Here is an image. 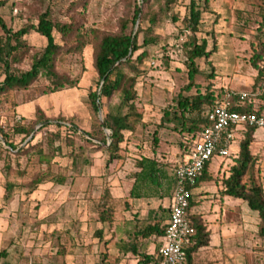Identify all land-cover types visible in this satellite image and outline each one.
I'll return each instance as SVG.
<instances>
[{
  "label": "rangeland",
  "instance_id": "374dc122",
  "mask_svg": "<svg viewBox=\"0 0 264 264\" xmlns=\"http://www.w3.org/2000/svg\"><path fill=\"white\" fill-rule=\"evenodd\" d=\"M190 1L205 7L201 33L196 38L205 40L206 51L212 53L206 61H195L201 74L186 90L189 80L182 44L189 33H181L179 25L174 24L171 18L186 16ZM134 4H139L144 19L137 37L138 45L142 44L144 37L154 40L153 44L142 47L134 55L135 58L142 52L146 53L141 64L145 75L137 79L134 87L136 111L142 115V121L133 133H122L118 159L108 166L107 155L101 150H93L83 135L96 138L95 143L105 138L108 142V132L101 133L100 130L101 117L92 113L87 100L88 92L97 88V75L92 65L95 41L88 30L95 31L97 35L116 34L119 22L129 16ZM165 7V0H147L143 4L140 0H0V21L6 31L14 33L24 26L35 27L38 17L47 13L51 22L71 25L81 34L86 33L82 39L89 41L75 48L78 42L73 34L65 42L52 32L55 43L62 46V53L55 60V71L73 81L72 88L49 93L48 83L39 78L27 90L0 95V134L17 148L15 152L29 140L21 141L22 137L13 135L12 126L15 124L33 126L31 144H41L45 153L50 152L46 147L47 132H58L61 138L72 137L75 146L84 148L81 159L73 163L68 156L71 149L61 145V153L45 166L38 164L31 155L14 156L0 140L2 193V168L7 163L13 173L17 170L24 172L18 180L20 186L29 183L38 173L48 172L53 178L64 179L62 185L44 182L30 194L28 189L17 188L11 205H0V251H5V255L0 256V264H136L139 256L128 254L125 257L127 254L113 243L120 236L118 231L115 235L116 229L112 224L125 220L129 215L135 216L132 211H144L154 206L153 201L159 200L157 195L155 200L135 202L129 197L133 177L139 171L136 162L140 160L157 163L158 170L141 174V179L146 177L148 189L164 196L161 199L164 206L171 199L173 171L183 158V146L190 148L195 141H190L188 134L180 132V110L176 101L180 97L205 94L208 90L212 95L221 96L226 92L251 91L256 76L251 60L258 50V42L264 43V0H172ZM160 8L165 16L159 15L157 20L150 21ZM131 29L129 26L128 31ZM0 35H3L1 26ZM23 39L27 54L16 69L27 71L31 58L38 56L45 47V40L33 31ZM117 102V99L108 102L101 98L103 111L106 104ZM208 110L204 106L199 112L186 113L185 118L189 121L204 120ZM165 113L167 118L161 121ZM44 121L50 125L40 129ZM70 125L78 130L76 135L66 129ZM253 138L249 148L254 160L251 176L264 191V129H256ZM239 141L240 138H235L230 143V156L237 154ZM59 144L62 142H54L53 147ZM232 157L222 159L214 156L210 160L208 172L215 176V183H219L222 177L217 169L220 165L224 170L229 168ZM83 158L87 159V165L82 163ZM151 178L157 182L150 181ZM218 188L202 182L193 190V200L197 203L193 209L195 214L205 216L207 212L210 219L217 218L218 206L214 204L211 211L210 203L213 204L214 197H218ZM230 202L236 206L240 204V221L234 225L235 229L239 226L241 236L239 263L264 264V240L257 236L256 215L242 201L231 199ZM104 210L109 215L100 222ZM147 210L142 213L146 215ZM110 217L111 222L108 223ZM208 227L213 232L219 228L217 223L208 224ZM209 255L212 262L217 253L210 249ZM208 262L216 264L210 263L209 259ZM224 263L233 264L232 261Z\"/></svg>",
  "mask_w": 264,
  "mask_h": 264
},
{
  "label": "trees",
  "instance_id": "16d2710c",
  "mask_svg": "<svg viewBox=\"0 0 264 264\" xmlns=\"http://www.w3.org/2000/svg\"><path fill=\"white\" fill-rule=\"evenodd\" d=\"M140 1L142 4L147 2V0ZM171 2L172 0H165V8ZM162 10L160 8L156 15L151 16L150 21L157 20L159 15L165 16ZM204 10L205 7H200L194 1H190L186 16L181 19L174 16L171 18L174 24L179 25L181 33H189V36H185L186 40L182 44V50L186 59L184 65L187 69V77L189 80V84L185 88L186 90L193 86L194 78L201 74L195 65V61H206L212 53V51H206L207 43L205 40H198L196 38V35L201 33V20ZM143 20L141 7L139 4H134L129 16L119 22L118 32L116 34L97 35L95 31L88 30V34L92 35L94 38L93 41H95L92 65L97 75V88L95 91L90 90L88 92L87 100L89 101L92 113L95 116L99 115L101 117L100 130L101 133L102 131L108 132V142H105V138L103 141L99 142L100 140H98L95 143L96 138H92L85 133L83 135L85 136V142L91 144L93 150H101L107 155L106 164L108 166L118 159L117 152L119 151V145L123 141L122 133H133L136 126L142 121V115L136 111V93L134 87L137 79L145 75V70L141 69V64L146 57V53L142 52L135 58L134 55L142 47H147L154 43L153 39L144 37L142 44L138 45L137 37L142 31L141 22ZM0 26L3 30V35H0V95L27 90L39 78H42L48 83L47 91L49 93H55L65 87L72 88L74 86L73 81L60 76L55 71V60L62 53V46L55 43L52 32L60 35L62 41L65 42L73 34L78 42L74 46L75 48L79 47V45L84 46L89 43L88 40L82 39L83 35L87 36L86 33L81 34L79 29H73L71 25L51 22L47 13L38 17L35 27L24 26L14 33L6 31L1 21ZM129 26L132 28L130 31H128ZM134 28L136 30L133 32ZM30 31H33L45 40V47L38 56L31 58L29 70L20 71L16 67L21 64L27 54L23 38ZM257 46L258 50L251 60V64L256 70L255 84L251 91L248 92L250 94L248 97L241 100L238 97V93L235 92H226L222 96L220 94L212 95L208 90L205 94L198 93L194 96L180 97L176 101V106L180 110V132L188 134L190 141L197 139L196 135H199L204 127L207 126V121H189L185 118V114L199 112L204 106L211 109L217 104L226 102L230 112L254 114L257 116L263 115L264 92L257 94V90L264 79V68H261L264 63V43L259 41ZM228 94L232 95L226 97ZM101 98H105L108 102L117 99L118 102L117 104H106L105 111H103ZM258 102L261 105L256 106ZM164 117L161 121L167 118V113L164 114ZM41 123H44V125L40 129H44L50 125L48 121ZM66 129L73 135H76L78 132L73 125L67 126ZM256 129L248 126L232 129L234 135L233 140L240 138L238 152L235 156L232 157L229 155L228 157H232V165L225 170L223 169V165H220L218 172L221 171L222 173V177L219 180L222 195L242 201L256 215L258 219L257 236L264 240V191L262 186L255 183L251 176L254 160L249 151L250 145L254 141L253 135ZM12 132L13 135L22 137L21 141H24L32 135L33 126L15 124L12 126ZM45 137H47L46 147L50 149V152L45 153L41 144L32 145L33 136L23 148L15 152L17 148L10 144L6 136L0 134L1 142L8 146L9 151L14 156L31 155L41 165L48 166L52 159L61 153V145L64 148L69 147L71 149L68 156L72 158L73 163L81 159L84 148L75 146L72 137L61 138L58 132H47ZM54 142H62V144L54 148ZM188 150L189 148L186 145L183 146V156ZM82 163L87 165V159L83 158ZM146 164L148 167H146ZM209 164L210 161L204 165L203 171L196 179L194 185L189 187L190 193L198 184L212 181L213 178L209 176L207 171ZM136 166L139 168L140 174L157 169V163L153 160H140L136 162ZM2 172L4 176L2 201L6 205L13 200L14 191L17 188L22 187L28 189V194H30L44 182H54L57 185L64 183V179L53 178L48 175V172H45L36 174L29 183L20 186L18 180L24 176L23 171L17 170L13 173L10 164L7 163L4 164ZM144 181H146V177H144ZM150 181L157 182L152 178ZM133 190V188L130 190L129 197L138 199L137 196H133ZM191 197L188 202L187 215L189 223L194 229V235L191 246L185 250L186 258L199 248L206 247L209 242L208 232L201 218L189 214V211L194 205ZM107 215L109 214L106 210L102 211L99 221L104 222ZM168 219L169 207H159L156 210H149L143 220L133 219L132 227L126 233V239L118 242L116 246H118L122 253L139 256L140 259L136 264H156L161 244L155 241L163 237ZM110 222L111 217L108 218V223ZM152 238L155 240L153 241L155 253L149 256L146 253V248ZM3 255H5V251H0V256Z\"/></svg>",
  "mask_w": 264,
  "mask_h": 264
},
{
  "label": "built area",
  "instance_id": "2783aa9c",
  "mask_svg": "<svg viewBox=\"0 0 264 264\" xmlns=\"http://www.w3.org/2000/svg\"><path fill=\"white\" fill-rule=\"evenodd\" d=\"M264 68V63L261 66ZM264 92V79L257 94ZM232 94H228L229 97ZM248 93H238L243 100ZM204 120L207 126L197 136L182 161L173 171L174 189L169 202V219L158 251L156 264H187L185 250L191 246L194 229L191 227L187 210L191 196L189 187L201 175L204 165L214 156L229 157L228 147L233 141L232 129L243 126L264 129V115L238 114L230 112L226 102L209 109Z\"/></svg>",
  "mask_w": 264,
  "mask_h": 264
},
{
  "label": "crops",
  "instance_id": "0c3cea01",
  "mask_svg": "<svg viewBox=\"0 0 264 264\" xmlns=\"http://www.w3.org/2000/svg\"><path fill=\"white\" fill-rule=\"evenodd\" d=\"M182 161V160H181ZM181 163V162H180ZM179 165V164H178ZM209 169V168H208ZM219 169V168H218ZM217 169V172H218ZM208 171V170H207ZM209 176H211L213 179L212 181H206L207 183L210 184H214L216 186H219V188L217 189V198L214 197V202L213 204L210 203V210L212 209L214 204H217L218 206V216L215 219H210L209 218V213L205 212L206 215H208V217L205 215L203 216L202 214H195L193 212L194 207L197 205V203L193 200V190H195L200 184H198L196 186V188H194L191 191V199L194 202L193 207L191 208V210L189 211V214L191 215H196L199 216L202 220V222L204 223L205 227H206V231L208 232V236H209V242L208 245L206 247L203 248H199L198 250L194 251L193 253L190 254V256L188 257V261L187 264H209L208 259L210 261V263H216V264H220V263H224L225 261H232L233 264H240L239 260L237 259V256L240 252V230H239V226H236L237 229H235V223L240 221V207L238 204V206H236L234 203L230 202L231 199L230 197H226L223 196L221 191V185L220 183H215L214 177L212 174H210L208 172ZM215 175V174H214ZM142 175L140 174V170L138 171L137 174L134 175L133 177V182L131 185L130 190L133 188V196H137L138 199L135 198H130L133 200V202L135 201H139V200H155L156 198H158L159 200L157 202L153 201V205L151 207H146L147 209H145L144 211H138L137 212H131L132 214H134L135 216H131L129 215L127 218H125V220L123 219L121 222H114L112 225L114 227V229H116V233L117 231L119 232V239L118 240H114V238H112L115 243V245L118 242H122V240L126 239V233L127 231L132 227V223H133V219L136 218L138 220H143L146 215H144L143 213L149 210H156L157 208H165L169 206V202H170V198L169 201L166 203L167 205L164 206L161 204V199L164 196H161L158 192L157 193H153L150 189H148L147 187V181H144V179L142 180ZM214 180V181H213ZM158 184L160 185L159 181ZM146 187V188H145ZM129 190V193H130ZM145 190V191H144ZM159 194V196H158ZM157 197L155 198L154 196ZM2 188H0V205L3 203L2 201ZM11 203L8 205L10 206ZM237 209V211H236ZM212 211V210H211ZM143 212V213H142ZM167 223V222H166ZM216 224L218 225V230L216 231H211L208 227V224ZM215 237V239H214ZM153 241H155L153 238L148 242L147 248H146V253L147 255L151 256L155 253V249H154V244ZM156 243H161V239H158L155 241ZM190 247V246H189ZM210 249H213L217 255L216 258H214L211 262V258H210ZM128 257V254L125 256ZM138 261V260H137ZM136 261V263H137ZM225 264V263H224ZM230 264V263H229Z\"/></svg>",
  "mask_w": 264,
  "mask_h": 264
},
{
  "label": "water",
  "instance_id": "95a60500",
  "mask_svg": "<svg viewBox=\"0 0 264 264\" xmlns=\"http://www.w3.org/2000/svg\"><path fill=\"white\" fill-rule=\"evenodd\" d=\"M32 137V135L29 137V139Z\"/></svg>",
  "mask_w": 264,
  "mask_h": 264
}]
</instances>
